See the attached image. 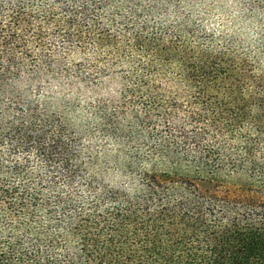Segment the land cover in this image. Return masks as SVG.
I'll use <instances>...</instances> for the list:
<instances>
[{
    "label": "trees",
    "instance_id": "trees-1",
    "mask_svg": "<svg viewBox=\"0 0 264 264\" xmlns=\"http://www.w3.org/2000/svg\"><path fill=\"white\" fill-rule=\"evenodd\" d=\"M197 1L0 0V264H264V61ZM112 76L136 103L95 100L96 132L136 108L135 170L49 105Z\"/></svg>",
    "mask_w": 264,
    "mask_h": 264
},
{
    "label": "rangeland",
    "instance_id": "rangeland-1",
    "mask_svg": "<svg viewBox=\"0 0 264 264\" xmlns=\"http://www.w3.org/2000/svg\"><path fill=\"white\" fill-rule=\"evenodd\" d=\"M179 6L182 13H186L195 24L199 25L197 27L199 31L212 34L216 42L221 40L231 43L232 48L257 55L262 62L264 61V0H231V2L213 0L211 3L208 0H199L193 4L181 2ZM50 44L56 50V54L61 57L73 46V43L59 38H51ZM119 83L118 78L112 76L98 87V92L96 90L93 94L77 95L67 92L58 94L56 92L49 105L51 110L63 114L72 129L90 130L94 133L92 142L106 148L104 154L102 152L99 154L101 160L118 161L121 164L131 160L135 170L136 108L129 107L123 111H116L117 113L113 116H116L117 137L109 132L105 138L97 136L98 120L91 109L95 100L105 102L110 109V106L119 105L122 101L135 104L136 94L120 97ZM66 104H70L69 107L66 108ZM108 113L111 112L108 110ZM85 142L88 141L85 140ZM145 167L147 168L146 165ZM108 175L109 180L124 183H127L130 176L126 170L120 172L113 169H108Z\"/></svg>",
    "mask_w": 264,
    "mask_h": 264
},
{
    "label": "snow or ice",
    "instance_id": "snow-or-ice-1",
    "mask_svg": "<svg viewBox=\"0 0 264 264\" xmlns=\"http://www.w3.org/2000/svg\"><path fill=\"white\" fill-rule=\"evenodd\" d=\"M209 3L213 2V0H208ZM219 2H223V0H219ZM231 2V0H229Z\"/></svg>",
    "mask_w": 264,
    "mask_h": 264
}]
</instances>
